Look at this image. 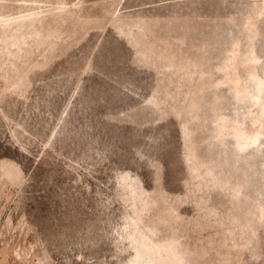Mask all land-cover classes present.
<instances>
[{
    "label": "rangeland",
    "instance_id": "rangeland-1",
    "mask_svg": "<svg viewBox=\"0 0 264 264\" xmlns=\"http://www.w3.org/2000/svg\"><path fill=\"white\" fill-rule=\"evenodd\" d=\"M0 264H264V0H0Z\"/></svg>",
    "mask_w": 264,
    "mask_h": 264
}]
</instances>
